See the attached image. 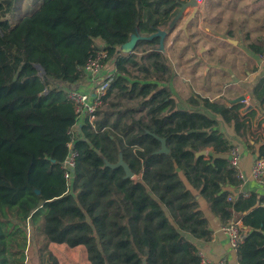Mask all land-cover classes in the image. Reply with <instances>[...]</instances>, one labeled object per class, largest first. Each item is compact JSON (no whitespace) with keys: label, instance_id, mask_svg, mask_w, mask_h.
Wrapping results in <instances>:
<instances>
[{"label":"trees","instance_id":"1","mask_svg":"<svg viewBox=\"0 0 264 264\" xmlns=\"http://www.w3.org/2000/svg\"><path fill=\"white\" fill-rule=\"evenodd\" d=\"M15 1L0 0V264H27L30 225L44 238L36 264H59L50 243L84 246L90 264H201L196 241L210 240L212 232L198 195L222 226L241 216L239 264H264V196L253 191L228 200V188L241 181L220 127L248 132L256 114L243 103L174 102L159 79L132 82L130 92L149 105V119H101L95 128L84 120L70 186L61 169L77 119L66 91H85L82 69L91 55L103 48L106 68L116 70L106 102L115 85L129 81L132 57L119 48L137 29L150 36L170 25L189 0ZM19 8L25 15L11 23ZM143 42L152 45L147 61L163 57L155 48L159 38ZM254 100L264 103V79ZM153 135L166 139L168 154L157 153L161 142ZM255 144L264 158V140ZM201 151L208 154L196 158ZM120 154L137 180L106 165Z\"/></svg>","mask_w":264,"mask_h":264},{"label":"crops","instance_id":"2","mask_svg":"<svg viewBox=\"0 0 264 264\" xmlns=\"http://www.w3.org/2000/svg\"><path fill=\"white\" fill-rule=\"evenodd\" d=\"M187 20L177 23L175 30L166 37V54H170L168 44L171 43L172 47L179 45L173 38L176 32L184 30ZM170 24L173 25L172 22ZM139 33L147 36L143 32ZM186 37L189 47L187 53L181 58L179 53L172 57L176 75L172 87L177 93V99L180 102L185 97H188V102L191 99H205L229 107L243 103L247 108L246 112H255L256 116L246 134L242 132V135H236L233 127L223 124L220 128L232 145H239L241 148L240 168L246 178L241 184L242 189L250 193L257 191L264 196V186H259L250 178L252 166L258 158L255 143L264 140V103L254 100V91L264 79V0H203L194 19L187 26ZM143 43V40L139 41L137 47ZM105 70L116 71L113 65L108 69L105 66ZM83 84L88 91V81ZM228 190L233 195L238 194L235 186ZM197 198L200 199L212 232L210 240L196 241L200 254L213 263L225 261L227 264H239L237 251L231 248L227 235L221 231L219 219L212 214L206 200L199 195ZM240 219L239 214H234L232 222L241 224ZM28 231L30 244V233L34 236L37 232L33 231L31 225ZM33 236L32 239L35 238ZM47 248L53 254L55 251H63L69 255L70 258L65 261L57 258L59 264H90L86 248L82 245L70 248L65 244L50 243Z\"/></svg>","mask_w":264,"mask_h":264},{"label":"built area","instance_id":"3","mask_svg":"<svg viewBox=\"0 0 264 264\" xmlns=\"http://www.w3.org/2000/svg\"><path fill=\"white\" fill-rule=\"evenodd\" d=\"M195 5L187 6L181 14V20H187L192 14L198 11L203 0H194ZM107 59V52L103 48H97L95 53L91 55L90 59L82 69L83 76L88 81V91L81 92L77 89L66 91L67 98L74 104L75 113L77 115L76 124L69 130L68 155L61 165L64 173V178L68 186L71 185L74 172L78 165V151L75 148V139L77 131L82 122L88 120L89 124L95 128L97 113L103 106L108 90L115 80V72H108L105 70V60ZM230 166L236 171L237 178L241 181L246 180L240 168V161L242 157L241 148L239 145H232L228 154ZM251 180L259 186H264V158H257L252 166ZM241 184L237 186L238 194L244 198L250 195L249 191L243 190ZM237 195L228 197L229 201H235ZM221 231L227 235L230 246L237 251L238 247L244 242L245 229L242 223L231 222L229 225L222 226ZM201 264H227L225 261L212 262L205 255L200 254Z\"/></svg>","mask_w":264,"mask_h":264},{"label":"rangeland","instance_id":"4","mask_svg":"<svg viewBox=\"0 0 264 264\" xmlns=\"http://www.w3.org/2000/svg\"><path fill=\"white\" fill-rule=\"evenodd\" d=\"M42 1V0H39ZM21 0H16V4H20ZM24 9V8H23ZM19 8L15 11L13 15L10 16L11 23L16 24L24 15L25 11ZM181 22V19L177 21V23ZM175 26L171 24L165 27L164 29L171 34L175 29ZM163 30V28H162ZM187 30H181L180 32H176L175 37L173 38L174 42L178 41V46L172 47V44H168L167 47L170 50V54H166L162 52L163 57L154 58L153 60L147 61L148 53L152 50L146 43L141 44L139 47H136V51L129 55L131 58V63L128 64V72H129V81L124 86H117L115 85L112 92L107 97L106 102H104L103 106L101 107L100 113L97 115L96 121L105 119L109 124H113L117 122L118 119H121L122 123L130 124L132 121L135 120H144L147 121L149 119L148 116V109L149 105H144V99L137 95V93H131V83L132 82H139L138 84L142 85L144 82H148L146 80H156L159 79V86L167 87V90L172 96V100L174 102H180L177 99V93L173 89V81L176 79L175 75V67H173V56H177L179 53L180 58L183 54L187 53L188 50V43H187ZM144 35V34H143ZM146 35V34H145ZM166 42V41H165ZM156 50L159 51V44L155 45ZM166 47V48H167ZM149 50V51H148ZM164 64L169 66V71L166 72L160 67L161 72L154 71L153 64ZM163 71V72H162ZM151 75V76H150ZM188 97L183 98V102H188ZM139 178L138 175H134L132 180H137ZM33 234L30 233V244L27 250V264H36L32 262V260L37 259L39 261L41 257V253L39 252V248L43 247V240L44 238L38 234L34 235V239L31 237ZM40 253V256H39ZM53 253V252H52ZM55 257L61 260H68L69 255L63 251H55ZM53 254V255H54ZM83 254V253H82ZM37 261V262H38Z\"/></svg>","mask_w":264,"mask_h":264},{"label":"water","instance_id":"5","mask_svg":"<svg viewBox=\"0 0 264 264\" xmlns=\"http://www.w3.org/2000/svg\"><path fill=\"white\" fill-rule=\"evenodd\" d=\"M195 4L196 3H195L194 0H190L187 3L183 4L182 5V8L179 11V14L175 18V20L172 21V24H173L172 26H175L177 24V20L181 19L182 11L187 6L195 5ZM195 13L192 15L191 18H189L185 22L184 31L187 30V26L194 19ZM167 36H168V32L166 30H164V29L163 30L158 29L157 32L151 34L150 36H141L140 33H139V30L137 29L136 30V33L131 36L130 41L127 42L126 44L122 45L119 48V51L123 55H129V54H131V53L134 52V50L136 49L137 44H138L139 41H141V40L152 41L153 39L159 38V49L158 50L161 51V52H165V40H166V37ZM38 68L41 69L40 66H38ZM44 75H45V72L42 71V76H44ZM153 136L161 142V149L159 151H157V153L158 154H168L170 152V150L167 147L166 139L160 138V137H158L156 135H153ZM206 154H207V151L197 152L196 153V158H199L200 156H204ZM106 165L109 166V167H111V168H113V169L123 168V170L125 172V177H124L125 179H132L134 177V173L131 171L129 165L124 161L122 154H120L119 160H118L117 163L110 164L109 162H106ZM144 264H146V261H144Z\"/></svg>","mask_w":264,"mask_h":264}]
</instances>
